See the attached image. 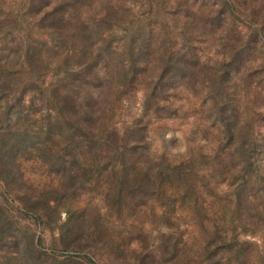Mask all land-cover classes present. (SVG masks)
Masks as SVG:
<instances>
[{
  "label": "rangeland",
  "instance_id": "obj_1",
  "mask_svg": "<svg viewBox=\"0 0 264 264\" xmlns=\"http://www.w3.org/2000/svg\"><path fill=\"white\" fill-rule=\"evenodd\" d=\"M57 1L0 0V264H264V0H117L111 29ZM166 48L188 69L159 92Z\"/></svg>",
  "mask_w": 264,
  "mask_h": 264
},
{
  "label": "trees",
  "instance_id": "obj_2",
  "mask_svg": "<svg viewBox=\"0 0 264 264\" xmlns=\"http://www.w3.org/2000/svg\"><path fill=\"white\" fill-rule=\"evenodd\" d=\"M79 1H81L82 3H80ZM101 2H98V5L102 6V10L104 11V15L103 17H101L99 20H97V22H102L105 23L106 28L111 29L112 26L114 25H121L124 24L125 21L122 17L119 16V14L117 13V11H120L121 8V3H123L122 1L120 3L117 2V0H114V2L112 0H100ZM115 1L120 4V7H116L115 5ZM224 2L226 3V7H228V9H232L231 5L227 3L226 0H224ZM94 2L92 0H71V2L69 3L68 1H57L54 5H55V10L58 11H62L64 10L63 13H70L71 10H81V8L85 5V6H90L91 4H93ZM60 8L62 10H60ZM228 17V22L226 24L223 25V18H220L219 16H215V18L212 20L214 21V25L217 26H222V31L224 32V36L225 39H230L233 42V48H235L236 43H240L239 40H237V34L234 32L232 29H225V26H231L233 25V19L231 17L230 14H227ZM44 19V18H43ZM40 20V21H39ZM39 22H42L41 19H39ZM77 20H80L79 18H77ZM165 20V19H163ZM178 21V26H179V34L178 37L179 39L184 43L185 46L189 47L190 45H193L194 43L192 42V33H195V30H193V28L191 27V25H189L186 22H182L181 20H176ZM87 22V21H85ZM63 19L62 17H60V19H56L53 22V29L56 31V35L64 38L65 34H63V30H66V27L63 26ZM87 23H83V24H79V29H81L82 31H76V35L72 36L73 39L77 40V42L83 44V43H88L90 38L92 39L91 41H95L96 39H98L100 37L98 31H96L95 29H91V30H87ZM97 27H100V25L96 24ZM252 29V34L254 36H259L260 34L263 35L264 37V23L261 22L259 24H255L252 25L250 27ZM235 36V39H233ZM249 40L246 41V43H244V49L243 48H238V51H235L232 53V57L229 58L228 61V65L231 64L233 65L236 61H245L247 58L248 53V49H251V44H250V37L248 38ZM229 40V42H230ZM85 41V42H84ZM169 42V41H168ZM147 43H148V39H146V36L140 35L139 37V46L138 48H133L131 46H129V50H130V69L129 71L133 72L136 70V65L138 63V59L141 56L142 52L148 51L147 50ZM176 44V43H175ZM250 44V45H249ZM253 44V42H252ZM169 46V45H167ZM172 46H175L174 44ZM251 47V48H250ZM192 50H189V52H191ZM188 54V53H187ZM187 54H185L184 56H178L177 53H175L174 51L168 50L167 48L165 49V52H161L159 53L158 56V69H157V76H156V91L159 92H166L167 89L173 85V80L175 77L179 76V77H183L184 74H186L187 69H188V64H187ZM223 63H220L219 65L216 64V62L214 64H212L208 69H207V75L208 77H210L209 83L211 85V87L213 86H217L218 88L223 87V85L226 83V81H222L219 73L217 72V68L219 66H223ZM221 89V88H220ZM145 101L149 104L152 100L153 105L158 106L159 104V98H157L156 96H149V97H144Z\"/></svg>",
  "mask_w": 264,
  "mask_h": 264
}]
</instances>
